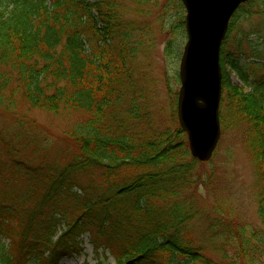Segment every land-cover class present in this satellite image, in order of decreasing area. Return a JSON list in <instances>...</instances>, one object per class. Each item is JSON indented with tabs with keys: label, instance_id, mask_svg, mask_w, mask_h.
<instances>
[{
	"label": "trees",
	"instance_id": "16d2710c",
	"mask_svg": "<svg viewBox=\"0 0 264 264\" xmlns=\"http://www.w3.org/2000/svg\"><path fill=\"white\" fill-rule=\"evenodd\" d=\"M127 1L0 0V111L21 127L0 130V264L46 253L58 264L86 234L96 264L106 252L115 264H264V229L213 205L223 188L192 157L175 107L167 124L153 109L151 26L127 16ZM132 1L138 12L149 2ZM262 4L239 10L264 16ZM252 33L264 46V31ZM250 34L224 41L221 60L245 88L223 69L220 121L253 165L264 225V55ZM31 109L74 116L65 152L51 156Z\"/></svg>",
	"mask_w": 264,
	"mask_h": 264
},
{
	"label": "rangeland",
	"instance_id": "374dc122",
	"mask_svg": "<svg viewBox=\"0 0 264 264\" xmlns=\"http://www.w3.org/2000/svg\"><path fill=\"white\" fill-rule=\"evenodd\" d=\"M262 3L264 9V0H262ZM126 4L129 11L128 17L138 18L151 26L152 48L148 55L147 63L150 65V75L154 79L152 90L155 95V104L153 109L162 111L161 114L165 117L163 123L167 124L173 107L177 111V99L181 86L179 67L183 49L188 39L186 30L178 28L177 25L180 16L177 7L178 5H183L182 0H149V2H144L141 5L142 10L139 12L136 11L137 4L132 0H128ZM183 10L182 14L186 20L185 7ZM243 13L242 10H239L232 18L230 25L233 24V27L231 30L229 28L225 40L229 39L225 46H229L231 40L241 39L245 34L251 33L250 39L261 46V51L263 50L262 54L264 55V46L261 45L263 41L258 38L257 34L253 35L252 33L257 30L264 31V16L261 14L248 16ZM169 42H172L173 48L176 50L174 53L168 51ZM224 44L223 42V46ZM221 66L222 74L223 69H225L234 84L245 88L243 82L226 60H221ZM172 91L173 94L171 93ZM26 115L31 121L34 120L35 132L39 133V137L46 142L48 140V143H50L51 156L58 154L60 151L65 152L68 146L66 139L69 128L74 123V116L54 114L40 109L27 110ZM18 118L11 112L0 111V130H8L10 132L21 130L19 123H17ZM211 160L212 162L204 163V169L207 172H212L214 176L213 186H215L216 182L217 186L223 188L221 192L213 190V205H220L225 200V204H232L233 208L238 212V216L246 223L256 228L264 229L257 212L259 189L257 177L250 159L238 143L234 132H227L224 135L222 131L219 145ZM210 201L211 199L209 203L212 202ZM64 227L65 220H63L61 225V228ZM58 234H60V231ZM82 240L81 250L71 256L60 259L58 264H96L97 257L89 235H84ZM2 242L9 250L16 249L9 237L3 238ZM104 256H109L108 264H115L109 252L104 253ZM12 258L13 264H25L23 255L14 254ZM47 259H51L48 253L45 254L44 260L40 264H48Z\"/></svg>",
	"mask_w": 264,
	"mask_h": 264
},
{
	"label": "water",
	"instance_id": "95a60500",
	"mask_svg": "<svg viewBox=\"0 0 264 264\" xmlns=\"http://www.w3.org/2000/svg\"><path fill=\"white\" fill-rule=\"evenodd\" d=\"M247 1L182 0L188 39L179 67L177 115L187 135L190 153L200 162L212 158L222 135L221 48L231 18Z\"/></svg>",
	"mask_w": 264,
	"mask_h": 264
}]
</instances>
